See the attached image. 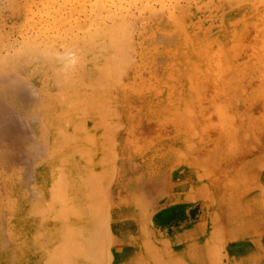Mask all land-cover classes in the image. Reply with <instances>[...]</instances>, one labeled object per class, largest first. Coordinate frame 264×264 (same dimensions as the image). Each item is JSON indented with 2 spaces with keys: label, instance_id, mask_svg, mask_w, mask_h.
Here are the masks:
<instances>
[{
  "label": "rangeland",
  "instance_id": "374dc122",
  "mask_svg": "<svg viewBox=\"0 0 264 264\" xmlns=\"http://www.w3.org/2000/svg\"><path fill=\"white\" fill-rule=\"evenodd\" d=\"M216 129H264V0H0V264H25L37 236L60 243L45 249L52 264L110 257L100 237L69 247L86 220L73 207L79 185L95 183L81 175L73 185L69 155L79 150L67 136L56 148L57 132H118L106 187L159 197L139 252L131 219L112 222L111 264L134 252L131 264H202L179 250L188 222L173 223L183 209L194 218L185 190L195 197L206 176L227 175L231 153L218 162L216 145L228 137L206 132ZM58 165L65 177L52 173ZM223 254L213 249L210 264H225Z\"/></svg>",
  "mask_w": 264,
  "mask_h": 264
},
{
  "label": "crops",
  "instance_id": "0c3cea01",
  "mask_svg": "<svg viewBox=\"0 0 264 264\" xmlns=\"http://www.w3.org/2000/svg\"><path fill=\"white\" fill-rule=\"evenodd\" d=\"M206 132H216L218 138L228 137L227 140L222 139L223 141L218 139L216 145L218 162L221 163L222 153H231L228 156L225 155L221 163L225 165L224 173L227 175H222L219 171L215 179L212 176H206L205 181L201 182L204 184L201 186L204 187L200 189L199 195L191 198L186 190L181 195V203L184 205L195 203L197 209L192 219L189 216V210L183 209L182 217L180 219L178 217L173 223L180 226L188 222L186 227L184 225L176 231V237L182 241L179 250L184 252L195 250L192 255H195L202 264H210V254L213 249L224 253L225 264H264V207L261 203L264 201V178L260 177L264 166V129L262 132L254 129L246 132L229 130L231 134L225 133L226 131L222 129ZM57 133L54 135L59 138L72 137L73 149L79 150L78 153L73 151L74 154L69 155V160L73 161L74 166L70 168L72 172L68 174V177L73 179V185L75 186V178L80 179L81 175H92L93 183H95L93 184L95 188L91 186L90 191H87L88 187L84 188L89 183L86 182L87 180H83L79 185L78 190L81 193L75 198L73 207L80 211L79 217L84 216L86 220L82 225L78 221L79 227L71 231L75 235L71 238L69 247L87 248L89 244L87 245L86 238L91 240V238L100 237V241L102 239L105 241L104 247L109 250L110 257L99 264H111V249L117 243L110 231L111 224L116 220L131 219L135 228L133 237L139 252L141 238L148 230V223L159 213H156L155 208L151 209L159 197L147 195L142 187L136 188L133 197L128 193L114 197L111 187H106V181L102 178L112 174L110 169L113 166V152L111 150L115 147V143H118V140L114 139L118 132ZM61 138L56 140L55 147L58 149L63 147L64 140ZM64 157L65 154L57 152L56 157L51 158L52 163L57 165ZM89 161L93 163L87 164ZM173 163V160H170L165 167L170 169V176L174 175L176 180L182 181L183 179L176 174L174 170L176 166L174 168ZM59 167L58 165L57 170H52V173L64 174L65 177L64 168L60 171ZM35 179L40 183L44 182V176ZM52 181L53 179L49 180V183L51 184ZM149 183L152 184L153 190H156L155 186L158 190L161 184L160 171L153 174ZM92 189H94L93 194ZM172 190L173 188L169 189L168 196L171 195ZM35 232L44 233L45 231ZM127 243L130 241L128 240ZM59 244V242H48L43 239V236H37L31 247L33 248L32 257H27L25 264H52L54 261L52 262L45 249L58 248ZM138 252H134L136 255L133 253L128 256L127 264H131L136 259ZM29 259L30 262H28Z\"/></svg>",
  "mask_w": 264,
  "mask_h": 264
},
{
  "label": "clouds",
  "instance_id": "9594fccd",
  "mask_svg": "<svg viewBox=\"0 0 264 264\" xmlns=\"http://www.w3.org/2000/svg\"><path fill=\"white\" fill-rule=\"evenodd\" d=\"M72 63L74 64L75 63V60H73Z\"/></svg>",
  "mask_w": 264,
  "mask_h": 264
}]
</instances>
